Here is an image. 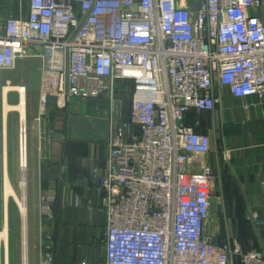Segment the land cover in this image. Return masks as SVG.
I'll return each mask as SVG.
<instances>
[{
  "label": "built area",
  "instance_id": "obj_1",
  "mask_svg": "<svg viewBox=\"0 0 264 264\" xmlns=\"http://www.w3.org/2000/svg\"><path fill=\"white\" fill-rule=\"evenodd\" d=\"M11 1L15 15L0 11V72L40 62L37 122L49 102L67 110L72 99L76 108L94 100L96 111L108 102L107 165L92 170L106 223L100 264H264V247L215 244L209 222L218 176L202 162L214 147L197 122L186 123L192 111H215L214 84L235 98L263 97L264 0L0 5ZM40 202L51 223L50 200ZM248 219L258 224L255 212ZM44 249L40 264H52L48 234Z\"/></svg>",
  "mask_w": 264,
  "mask_h": 264
},
{
  "label": "crops",
  "instance_id": "obj_2",
  "mask_svg": "<svg viewBox=\"0 0 264 264\" xmlns=\"http://www.w3.org/2000/svg\"><path fill=\"white\" fill-rule=\"evenodd\" d=\"M260 16L264 24V10ZM214 94L219 99L215 111L190 112L186 118L189 124L197 122V131L212 139L214 151L202 162L217 172L227 190L231 187L237 194L226 201L223 210L219 208L220 224L216 220L212 225L214 242H230L231 248L237 244L242 251L259 249L264 247V95L235 98L217 84ZM68 110L49 102L36 125L38 137L30 135L27 230L25 226L23 235L28 264H40L46 234L52 264H78L80 260L100 264L104 259L106 223L92 170L106 168V141L72 140L64 127ZM41 197L50 200L51 223L42 220ZM250 212L257 214L256 226L248 219ZM234 264L240 263L235 260Z\"/></svg>",
  "mask_w": 264,
  "mask_h": 264
},
{
  "label": "rangeland",
  "instance_id": "obj_3",
  "mask_svg": "<svg viewBox=\"0 0 264 264\" xmlns=\"http://www.w3.org/2000/svg\"><path fill=\"white\" fill-rule=\"evenodd\" d=\"M4 6H8L12 15L16 14L17 2L11 1L7 4L0 5V11ZM41 67L40 62L38 60L32 59H24L17 63L14 70L11 71H2L0 72V230L3 225V214L4 209L6 208V204L4 202L3 196V179H2V172H3V150H2V120H3V90L10 86H16L22 84L25 87L26 91V127H27V139H26V150L27 144H29L30 135L35 139L38 137V127L36 119L39 117L40 114V94H39V82H40V73L39 69ZM6 81H9L10 84L7 85ZM127 91L131 89V84H128L126 87ZM6 102L11 106H15L19 101V95L16 92L8 91L6 93ZM77 100L72 99L70 102V108H76ZM129 109V104L126 100L125 103V113L127 114ZM33 113V116H31ZM19 122L20 116L16 112H9L6 116V128H7V177L8 181L14 190L17 197L21 195L20 190V181H21V174L19 171V163L21 161L20 153H19V146H20V136H19ZM19 137V138H18ZM216 149L220 151L221 147L217 145ZM29 151L26 153V157L28 155L29 158ZM221 152V151H220ZM213 170V169H212ZM214 171V170H213ZM214 173L218 176L217 172ZM29 169L27 167L26 171V186H25V204L28 205V187H29V180H28ZM223 182L218 176V183H217V192L216 196L219 199L215 200L212 204V209L210 212V229L212 230L213 223L217 220L220 224V218L218 217L219 208L221 207L223 210V205L226 203L227 200L231 198L232 195H237L235 191L230 189L227 190V185ZM7 221H8V264H23V231L26 235L27 225L25 219V225L23 230V222L21 220L19 209L17 207L16 202L12 198H8L7 200ZM26 226V230H25ZM26 250L27 252V242ZM216 245H220L215 243ZM222 245V244H221ZM13 248V249H12ZM3 250V251H2ZM2 252V253H1ZM4 249L3 247L0 249V264H3L4 260ZM25 257H27V253H25ZM26 259V264L28 261Z\"/></svg>",
  "mask_w": 264,
  "mask_h": 264
},
{
  "label": "bare ground",
  "instance_id": "obj_4",
  "mask_svg": "<svg viewBox=\"0 0 264 264\" xmlns=\"http://www.w3.org/2000/svg\"><path fill=\"white\" fill-rule=\"evenodd\" d=\"M16 92L19 95V101L15 106H11L6 102V93ZM9 112H16L20 116V146H19V153L21 161L19 163V171L21 174V181H20V190L21 195L17 197L14 190L12 189L8 177H7V128H6V116ZM26 91L25 87L20 84L16 86H10L3 90V120H2V152H3V172H2V179H3V196L4 202L6 204V208L4 209L3 214V225L0 230V249L3 247L4 249V262L3 264H8V221H7V200L8 198L14 199L19 209V214L21 220L23 222V230L25 225V219L27 216V206L25 204V186H26V171L28 167V161L26 157V139H27V127H26ZM26 130L25 134L23 133ZM4 134V135H3ZM24 235V234H23ZM25 238L23 239V264H26V257H25ZM3 251V250H2ZM2 253V252H1ZM2 256V255H0ZM1 258V257H0ZM2 259V258H1ZM2 264V263H1Z\"/></svg>",
  "mask_w": 264,
  "mask_h": 264
},
{
  "label": "water",
  "instance_id": "obj_5",
  "mask_svg": "<svg viewBox=\"0 0 264 264\" xmlns=\"http://www.w3.org/2000/svg\"><path fill=\"white\" fill-rule=\"evenodd\" d=\"M76 100V99H75ZM71 102V101H70ZM64 118V127L70 138L77 141L103 142L107 137L108 102L101 100L98 110L90 100L81 108H70Z\"/></svg>",
  "mask_w": 264,
  "mask_h": 264
},
{
  "label": "trees",
  "instance_id": "obj_6",
  "mask_svg": "<svg viewBox=\"0 0 264 264\" xmlns=\"http://www.w3.org/2000/svg\"><path fill=\"white\" fill-rule=\"evenodd\" d=\"M120 84L123 86V87H126L128 84H131V86H132V83L131 82H123V83H121L120 82ZM193 113L192 114H194L195 112L194 111H192ZM196 117V116H195ZM186 118H187V116H186ZM186 123H187V121H186ZM196 123V122H195ZM187 124H189V123H187ZM238 261V260H237ZM239 262V261H238Z\"/></svg>",
  "mask_w": 264,
  "mask_h": 264
}]
</instances>
